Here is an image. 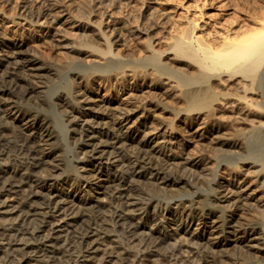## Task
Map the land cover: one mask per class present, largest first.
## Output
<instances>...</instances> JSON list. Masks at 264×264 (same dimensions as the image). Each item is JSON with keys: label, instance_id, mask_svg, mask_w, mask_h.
<instances>
[{"label": "bare ground", "instance_id": "bare-ground-1", "mask_svg": "<svg viewBox=\"0 0 264 264\" xmlns=\"http://www.w3.org/2000/svg\"><path fill=\"white\" fill-rule=\"evenodd\" d=\"M42 6L38 12H35L25 1L24 4H21L23 8V19L32 24L39 22L41 16L48 14V8L44 7V5ZM253 19L252 21H255L256 18ZM52 20L51 18V21ZM79 20L80 19L77 18V21ZM143 20L146 19L144 18ZM190 21H193V19ZM256 21L255 23L252 22L254 23L252 26L250 25L248 27L246 25L248 28L245 27L246 29L244 28L242 32H240L239 29L233 33L240 32L239 34H235L234 36L232 34V37L227 32V34L220 36V40L219 37L218 39L215 38L217 41L214 39L208 41V38H206L208 40H205L201 35H194V26L193 29L190 28V26L189 29H187L188 25H183L186 28L181 31L179 30V35H175V37H178L175 39L172 50L179 56H183L194 62V65L191 64L194 67L191 68H196L193 70L197 72L195 71L192 76H189L191 75L190 73L186 75L183 71L181 72L177 69L173 70V68L170 69L171 66L167 68L168 66L165 67V63H161L164 66H159L160 62L158 59L161 58L160 53L162 51L160 52L158 47L157 49H153L155 43L152 45L151 42L148 41V48L151 47L155 54H160L156 61V57H152L154 52H152V56L151 53H149L150 57L148 56V58L151 60V63L156 61L153 63L155 68L149 66L153 69L150 70L153 73L154 69H156L158 73L156 71L154 73L159 75L160 78L162 74L163 76H167V78H165L167 80L171 78L170 76H174V78L177 79L176 81L182 85L180 87H184V90L181 91L182 98L179 92L178 96L183 100L182 108L184 109L183 115L187 118L186 121H189L188 123L190 125V123H193L194 119L200 120L196 123L197 125L193 130L190 131L192 127L188 128L191 137L199 138L202 137L201 135L204 133L206 136H210V138H215L214 134L218 132L219 126L212 122L214 117H219L216 105L214 104L218 103L216 101H218L219 97L221 95L224 97L226 93H218L213 90L215 79L221 81V84L224 86L225 84L223 83H226V86H228L229 81L232 80L229 86L235 88L239 85V90L241 88L240 91H243L242 94L239 92V95L238 93H234L237 98L235 97L231 102H229L226 97L227 101H219V108L228 112L226 116L221 117V122L233 121L234 125L237 124V122H243L252 126L248 122L252 123L253 119L247 117L250 106H260L262 112L259 111L264 117V67L261 68L264 62V18ZM195 25V27H197V24ZM122 26H124V24H113L107 29L109 35H113L107 40L108 44H105L106 46L103 49L96 47L94 44V46L91 45L87 37L88 34L84 33L82 30V38L85 39L83 35H86L89 41L87 43V39H85L86 41L84 40L82 45L84 47L88 46L91 51L97 54V57L104 60L102 64L89 65L90 67L82 64H79V66L73 65L75 66L73 67L38 63L36 58L29 56V54L21 48L20 44L15 42L6 44L12 53L15 54V60L8 62L0 56V161L3 160L7 163L6 168L0 169V178L4 176L18 178V183L14 186L21 198L19 203H17V211L19 213L18 215H20L18 224H16V226L14 225L13 228L10 227L11 229L3 225L0 226V234L7 235L9 238L8 248L10 252H8V254L11 253L9 256H18L21 263L39 261L38 256L40 253L43 255L44 252L51 254L62 252L58 250L55 245H51L50 242L52 238L50 235L51 231H54L57 226H61L60 224H56L55 226L52 225L53 217L60 212L62 213V217L70 215V218L74 221L71 232L74 246H72L73 248L71 250H73L76 255L83 256L86 259H90V261L94 260L91 261V263L86 260L83 262H76V260L71 258V252L73 251L67 253V250H63V258L60 261V258L57 259V262L53 260L54 258H48L49 260L46 259L47 261L43 258L45 261L44 264H99L100 261H112L115 259L113 254L118 253L119 255L121 252L124 255L136 257V253L131 255L122 244L115 241L113 237L111 238L105 209L109 207L107 205L111 206V204L122 206L133 203L136 205L140 204L141 206L142 204L148 205V202L152 200L159 202L161 197L158 199L156 198L157 196L154 197L153 192L149 193L142 190L143 192L141 191L140 193H144V196H146H143L145 202H143L142 199L139 201L135 200L133 197H129V193L123 188L122 185L125 180L137 182L142 178L146 179L151 184L160 180L165 188L168 186L173 189V192L167 193L165 197L180 196L184 192H189L190 188L196 187V185L193 186L195 183L191 184L188 178L179 174L178 170L171 166V158L165 155V150L173 151L177 149L179 145L180 139L177 130L172 125H161L152 132L155 139H163L162 145L150 146L153 137L151 135H145V137L138 142L134 150L131 149V151L121 155L120 160L125 162L128 166V171L125 172L126 174H121L116 169L104 167L109 160L110 152L108 151V147L119 148L128 145L138 136L139 131H137L136 128L123 131L120 127L123 121L128 122L130 120L129 118L132 116L133 111L131 109L121 110L116 120H108L105 114L100 110L98 103H95L92 99L94 90L84 87L86 84L74 88V79H84V77L87 78L91 74L107 78L112 75V79L114 77L118 79L117 77L121 74L120 78L124 79L127 75V71H129V73L131 72L130 74H132V76H137V65H132L133 63L129 65L130 63L127 60L129 53L122 52L120 50L122 48L116 49V51L115 48H111L114 45L119 46L121 44L123 46V42L121 41L122 37H120L122 32L120 29ZM132 26L131 23V27ZM150 27V25L147 27L146 25L139 24V26H135L134 30L136 34L140 35L145 34ZM173 29L179 28L176 26V28L173 27ZM107 31L102 29V35H99L103 41L105 40L103 35L106 34ZM109 35L107 34V36ZM104 36L105 38H109L106 37V35ZM149 36L151 37L150 34ZM146 37L145 35V38ZM169 38L171 40L172 37ZM152 39L153 38H151V40ZM104 42L106 43V40ZM124 47H127V44L126 46L124 45ZM144 48L146 49V47H143V49ZM170 48L171 47H169V49ZM124 49L129 48L127 47ZM167 49V47L163 49V52ZM174 57H176V54ZM183 57L181 61L184 60L182 62H185ZM149 59L146 61L150 62ZM152 59L155 61H152ZM183 65L186 66L185 64ZM2 67L4 68L3 70L1 69ZM25 70L29 72L25 73ZM143 72H145V70ZM67 73L69 75L68 83L61 89H52V91H54L53 95L55 96L52 98L51 96L49 97L51 94L49 90L51 86L49 87L47 83L53 80L54 77H61L63 74ZM141 75L142 74H140V76ZM143 75L145 76V74ZM157 75L155 76L157 77ZM31 76L36 77L38 82L29 78ZM236 77L247 82L241 84L242 82L240 80L233 81ZM119 83L123 82H118V85ZM170 84L171 83H169V85ZM218 84H220V82H218ZM136 85L137 84L131 87L136 88ZM35 94L36 97L31 103L27 101L28 98H31ZM255 96H258L259 100L255 101ZM239 103L246 104L247 107H240L238 106ZM83 108L86 111H83ZM191 114L192 116H190ZM89 121L94 122L97 125V129H93L90 125L88 126L87 123ZM15 122H17L20 127H22L21 129L26 131L27 134L24 132L22 135L15 134L12 130L14 126H18ZM229 127L230 126H228V128ZM238 127L241 128L239 125ZM238 127L237 129H239ZM68 133L73 143V150H71L73 157H69V159L66 156V152L69 149L65 142ZM96 134H98V137H96ZM236 136H238V134ZM242 137L245 139L243 140L244 145L242 147L244 150L243 153L245 154L240 158L249 160L245 163L259 165V170L256 171V173L260 172L263 174L262 176H264V122L263 125L261 123V125H257V127L253 126L247 132L242 133ZM223 138L224 137H221L222 140L219 141L220 145H234V142L232 143L231 140L227 141V139ZM77 152L85 156V161L91 165L89 170L84 171V173L78 171L77 164L80 157L76 154ZM35 155H37V159L34 158ZM240 158H236V156L222 157L221 159L215 160L214 169L220 162L224 161L225 163L222 165L221 173H226L227 171L232 172L235 167L238 169L241 167L234 165ZM49 159L53 160L51 165L45 164ZM37 172H43V175L39 173L38 175ZM53 181L66 185L70 188V192L56 190L52 186ZM199 182L196 183L197 186H202V182ZM92 185H94V187H92ZM86 186L89 187L88 190L84 189ZM220 188L221 186L218 185L216 188H207L206 193L199 192L192 198L179 199L176 202V207L171 210L173 214L171 223L176 224L177 221L182 222L184 228L195 225L200 231L199 237L202 238L204 235V237L207 238L208 249L200 255L202 264H249V262L253 261L252 258L249 259L253 257L250 256L251 254L249 253V256L246 255L247 253H243L244 255L242 254L241 256L240 253L237 256L234 255V257L227 255L225 257L226 259H221V257L212 253L216 248L224 249L230 245H247V243L253 241H255L253 243L257 242L260 246L262 244L264 247V227L261 226L262 223L264 225V222L259 223L256 220L250 219L237 221L234 216V210L236 208L246 209L247 202L245 203L242 201L237 194L230 198L228 196V191H230V189L227 188V190L223 188L219 190ZM78 192H84L88 197H79L76 195ZM94 193L102 194V198H104L105 201H100V198L94 195ZM154 194L157 195L159 193L156 191ZM165 197L163 196V198ZM62 202L67 204L66 207H63L61 204ZM150 219L153 220L154 217ZM64 224L69 225L70 223L65 221ZM127 226H129L128 231L130 234H136L137 236L141 226L139 224ZM173 235L178 236L179 231L174 229ZM167 237L171 236L167 234ZM162 241L163 238H160L154 245L157 250H159L158 248H160ZM246 252L249 251L246 250ZM169 253L170 256L175 255L173 250H170ZM259 254L257 258L254 256V262L256 264H264V253ZM48 256L51 258L53 255L49 254L47 257ZM58 257H60L59 254ZM140 257L154 264V262L150 260V253L143 252L140 254ZM8 262L4 260L2 264H9Z\"/></svg>", "mask_w": 264, "mask_h": 264}, {"label": "rangeland", "instance_id": "rangeland-1", "mask_svg": "<svg viewBox=\"0 0 264 264\" xmlns=\"http://www.w3.org/2000/svg\"><path fill=\"white\" fill-rule=\"evenodd\" d=\"M25 1L28 5H30V7H32V10H34L35 12H38L41 6L44 5V7L48 8V14H44L43 16H41L39 18V22L34 24L23 19V8L21 7V4H24ZM51 18L53 19L52 21ZM77 18L80 20L77 21ZM144 18L146 20H143ZM253 18H256L257 21L264 18V0H0V56H2L8 62H12L13 60H15V54L12 53V51L9 47L6 46V44L15 42L20 44L21 48L25 52H27L29 56L36 58V61L38 63H42L45 65L49 64L53 66H79V64H82L84 66L86 65L87 67H90L94 64H102L104 60L97 57V54L91 51L88 46L84 47L82 45L83 41L88 37L90 42L87 39V43L89 42L91 45L94 44L96 47L103 49L108 44L107 40H109L113 35L111 34L110 36L107 29L110 28V26L113 24H124V26H122V28L120 29L122 31H120V37H122L121 41L123 42V46L120 44L121 46L114 45L111 48H115V51L116 49L122 48L120 49L122 52L129 53L128 56L131 57H127V60L130 63L129 65L133 63L132 65H137V67L139 66L138 68L136 67L137 76L134 77L132 76V74H130L131 72L129 73V71H127L126 77L124 76L126 79L120 78L121 74L119 75V77H117L118 79H116L115 77V79H112V75L108 77V79L107 77L98 76L96 74H91L87 78L84 77V79H74V88H78L81 87L82 84H86V86L84 87L94 90V93H92V99L95 103H98L100 110L105 114L108 120H116V117L121 110L131 109L133 111L132 116L129 118L130 120L128 122L123 121L120 124V127L123 131H127V129L129 130L131 128H136V130L139 131L138 136H136V139L130 142L128 145L119 148L108 147V151L110 152L109 160L104 167L108 169H116L117 171H119V173L126 174L125 172L128 171V166L125 162H122L120 160L122 154L124 155L125 153L131 151V149L134 150L138 142L141 141V139H143L145 135H151L153 137V141L150 142V146L162 145L163 139H155L154 135L152 134V132H154V130L161 125H172L177 130V134L180 139L178 148L174 149L173 151L165 150L164 152L166 156H169L171 158V166L176 168L179 174H182L186 178H188L189 182L191 181V184L195 183L193 184V186L196 185V187L190 188L189 192H184L180 196L165 197L167 193L173 192V189L172 187L170 188L168 186L165 188L160 180L155 181L154 184H151L146 179L142 178H140V180L137 182L125 180L122 186L126 190V192L129 193V197H133L138 201L141 199L143 200L144 193H140L143 190L149 193L153 192L154 197L157 196L156 198L158 199L161 197V199L159 202L153 200L149 201L148 205L142 204V206L140 204L136 205L135 203L127 204L124 206L117 204H111V206L107 205L109 207H106L107 210L105 209V211L106 218L108 217L107 222L109 223L108 229L111 238L113 237L115 241L122 244L125 249L130 252L131 255L136 253L137 256H127L122 252V254L119 253V255L118 253H114L113 257L115 259L110 262L100 261L99 264H121V262L122 264H147L148 261L144 258L143 260L140 257V254L143 252L150 253V260H152L154 264H202L200 255L202 252L208 249L207 238L204 237V235L202 236V238L199 237L200 231L195 225L184 228L182 222L177 221V225L172 224L171 221L173 219V214L171 210L176 207V202L179 199L192 198L196 193L199 192L206 193L207 188H216V186L218 185L221 186L219 190L223 188L230 189V191H228V196L230 198L234 197L237 194L242 201H244L245 203L247 202L246 209L236 208L234 210V216L237 221L250 219L256 220L259 223L264 222V176H262L263 174H261L260 172L256 173V171L259 170V165L257 166V164L245 163L249 160H243L242 158H240L245 154L243 153L244 150L242 148L244 145L243 140H245L243 139L244 137H242V133L247 132L253 126L257 127V125L259 126L261 125V123L263 125L264 117L261 113L262 109L260 108V106H250V108L248 106L249 111L247 112V117H251V119H253L252 123H248L252 126L247 125L243 122V124L237 122V124L235 125L233 124V121L221 122V117L226 116L228 112H226V110L223 111V109L219 108V101H227V98L228 101L231 102L236 97L234 93H238L239 95V92H241V88L239 90V85H237L235 88L230 87L229 84L232 80L229 81L228 86H226V83H223L225 84L224 86L221 84V81L215 79L213 90L218 93H226L224 97L222 95L220 96L221 98L219 97L218 101H216L218 103L215 102L216 104H214L216 105L217 114L219 115V117H214L212 122L213 124H217L219 126L218 132L214 134L215 138H210V136H206V134L204 133L203 135H201L202 137L193 138L191 137L189 132L196 127V123H198L200 120L194 119L193 123H190L189 125V121L187 122V118H185V115H183L184 109L182 108L183 100L181 99V91L184 90V87H180L182 85L176 81L177 79L174 78V76H170L171 78H169L168 75L169 80H167L165 79L167 78V76H163L162 74V77L164 78H160L159 75L155 74L154 72H157L156 69H154L153 71L154 74L151 71L153 70L151 67L155 68V66H153V63L157 61L159 55L161 54V58L158 59L160 62H158L159 66L165 63V67L168 66L167 68L171 66L170 69L173 68V70L177 69L181 72L183 71V73L185 72L186 75H189L190 73L191 75L189 76L194 75L193 73H195L196 70L193 69L196 68H191L194 67V62L192 60H188L183 56V59H185V62L187 63L182 62L184 61H181L182 57L175 53L174 50H172L175 39L178 37H175V35H179V30L181 31L182 29L186 28L183 25H188L187 29H189V26L193 29L194 26V35H201L205 40L209 39L208 41H211L212 39L215 40V38L218 39V37L220 40V36L227 34V32L230 36H232L234 31H238L239 29V31L242 32L245 27L248 28L250 25L252 26L255 23L256 19L255 21H252ZM192 19L193 21H190ZM131 23L134 28L133 26L131 27ZM194 23L197 24V27H195L196 25ZM139 24H142L144 26L146 25L147 27L150 25L151 27L145 32V34L139 35L136 34L134 30L135 26H139ZM174 25H176L179 29H173V27L176 28V26ZM102 29L107 31L104 35H106V37H109L105 38V36L103 35L106 43L104 42L105 40L103 41V39H101L100 37L102 35ZM129 29L134 31H131ZM82 30L84 31V33L88 34L87 37L86 35H83L85 39L81 36L83 32ZM240 32H237L235 34H239ZM107 34L109 36H107ZM149 34L151 35V37L149 36ZM235 34H233V36ZM135 35L139 36L136 37ZM145 35L147 36L146 38ZM169 37H172L171 40ZM151 38H153L154 40H151ZM148 41L151 42L152 45L154 43L157 45L156 46L154 44L155 47L153 45V49H157L158 47L159 51L162 52L158 55L155 54L154 50L151 47H149L150 49L148 48ZM126 44L129 49H124L127 48L124 47V45L126 46ZM143 47H146V49H143ZM166 47L168 49L169 47H171V50L167 49L165 50V52H163V49H166ZM152 52H154V54ZM149 53H151V56L153 54L152 57H156V61L152 59V61L155 62L151 63V60L148 58V56L150 55ZM172 54L174 56L176 54V57H174ZM166 57L169 59H167ZM148 59L150 60V62H147ZM188 61L190 64L188 63ZM182 63L186 66H184ZM261 66V68L264 67V62ZM1 69L3 70L4 68L2 67ZM143 69L145 70V72H143ZM146 70L148 72L150 70V72L148 73ZM26 72L29 71L25 70V73ZM140 74L142 75L140 76ZM143 74H145V76ZM155 75H157V77L159 76V78L157 79ZM68 76L69 75L67 73L63 74V76L61 77H54L53 80H50L47 83L49 87L51 86L49 89L51 92L49 97L51 96L52 98L55 96L53 95L54 91H52V89H61L68 83ZM29 78L38 82V79L36 77L31 76ZM153 80H155L156 82ZM165 80L167 83L165 82ZM238 80H240L239 77H236L233 81ZM240 81L242 82H239L241 84H245L243 82H247L242 80ZM118 82L123 83H119L118 85ZM218 82H220V84H218ZM169 83L171 84L169 85ZM135 84H137L136 88L131 87ZM224 88L227 90H225ZM178 92L181 98L178 96ZM242 93L243 91L241 92V94ZM35 97L36 94L31 98H28L27 101L31 103ZM255 99V101H257L259 100V97L255 96ZM238 106L247 107V105H244L243 103H239ZM83 111L86 110L84 109ZM190 116H192V114ZM15 124L18 125L16 127L14 126V129L12 128L15 134L22 135L23 132L27 134L26 131L21 129L22 127H20L17 122H15ZM87 124L88 126L90 125L93 129H97V125L94 122L89 121ZM238 125L241 128H239ZM228 126L230 127L228 128ZM233 126H235L236 128ZM189 127H192L190 131L188 129ZM237 127L239 129H237ZM237 134L238 136H236ZM96 137H98V134H96ZM221 137H224L223 139H227V141L231 140L232 143L234 142V145H220L219 141L222 140ZM65 142L68 145L69 149L66 152V156L69 159V157H73L71 151L73 150V143L72 138L69 137V133L65 138ZM76 154H78V156L80 157L77 164L78 171L83 173L84 171H88L91 165L85 161L86 157L78 152ZM225 155L236 156V158L239 157L240 159H238L236 164L234 165L241 167H239L238 169L234 166L235 168L232 172L227 171L229 174L227 172L221 173L222 165L225 163L224 161H222L214 169L215 160L226 157ZM34 158L37 159V155H35ZM52 161L53 160L49 159L45 164L51 165ZM6 166L7 163L1 160L0 169H4L6 168ZM38 173L39 172H37V174ZM39 174L43 175V172H40ZM2 178H0V226L3 225L6 226V228H13L14 225L16 226V224H18L20 220V215H18L19 213L17 211V203H19L21 198L14 186L18 183V178L10 176H4ZM198 182H202L201 184H203L204 186H197L196 183ZM52 186L56 190H64L70 192V188H68L66 185H62L59 182L53 181ZM92 187H94V185H92ZM84 189L88 190L89 187L86 186ZM156 191H158L159 194L155 195L154 192ZM76 195L79 197H88L84 192H78L76 193ZM94 195H97L98 198H100V201H105V199L102 198V194L94 193ZM163 196L167 199L163 198ZM143 202H145V199L143 200ZM61 204L63 205V207H66L67 205L64 202H62ZM152 216L154 217L153 220L150 219L153 218ZM63 221H66L67 223L69 222L70 224H64ZM56 224H60L61 226H57L54 231H51L50 235L52 236V238L50 242L51 245H55L56 248H58V250H61L62 252H56L52 254L44 252L43 255L42 253H40V255L38 256L39 261H28V263H21L18 256H9L11 254H8V252H10L8 248L9 238L7 235L0 234V264H2L4 260L7 262L9 261V264H44L45 261L43 260V258L45 260L48 258H54L53 260L55 262H57V259L60 258V261L63 258V250H67V253L73 251L71 250L73 248L72 246H74L73 240L71 238V232L73 229L72 224H74V221H72L70 215L62 217V213L60 212L53 217L52 225L55 226ZM131 224H139L141 226L137 236L136 234L131 235L128 231L129 226L127 225ZM261 226L264 227L263 223ZM174 229L179 231L178 236L173 235ZM167 234H169L171 237H167ZM160 238H163V241L160 244V248H158L159 250H157L154 245L159 241ZM253 242L247 243V245H230L225 247L224 249L216 248V250L212 253L218 257H221V259L225 258L227 255L234 257V255L237 256L240 253V256L243 253H247V256H249V254H251L250 256H253L249 258H252L253 260H251L252 262H249V264H256L254 262L255 258H257V255L259 253H264V247L262 244L260 246V244H258L257 242ZM170 250H173L175 255L170 256ZM246 250L249 252H246ZM49 254L53 256L51 258L49 256L47 257V255ZM58 254L60 257H58ZM74 254V251L71 252V258L73 260H76V262H83L84 260L90 261V259H86L83 256ZM91 261L89 263H91ZM148 264L151 263L148 262Z\"/></svg>", "mask_w": 264, "mask_h": 264}]
</instances>
